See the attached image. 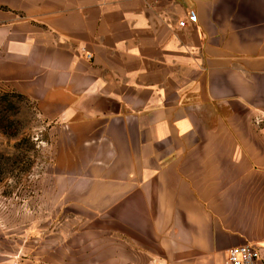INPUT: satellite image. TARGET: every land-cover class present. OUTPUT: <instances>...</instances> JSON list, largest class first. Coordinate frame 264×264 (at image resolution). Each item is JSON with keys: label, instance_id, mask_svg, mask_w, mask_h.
Masks as SVG:
<instances>
[{"label": "crops", "instance_id": "obj_1", "mask_svg": "<svg viewBox=\"0 0 264 264\" xmlns=\"http://www.w3.org/2000/svg\"><path fill=\"white\" fill-rule=\"evenodd\" d=\"M12 90L44 187L108 217V264H229L244 244L264 264V0H0ZM22 233L9 264L31 260Z\"/></svg>", "mask_w": 264, "mask_h": 264}, {"label": "rangeland", "instance_id": "obj_2", "mask_svg": "<svg viewBox=\"0 0 264 264\" xmlns=\"http://www.w3.org/2000/svg\"><path fill=\"white\" fill-rule=\"evenodd\" d=\"M40 126L27 99L0 92L1 264L14 252L8 233L24 228L32 240L29 264H108V217L74 208L43 185L49 154Z\"/></svg>", "mask_w": 264, "mask_h": 264}, {"label": "built area", "instance_id": "obj_3", "mask_svg": "<svg viewBox=\"0 0 264 264\" xmlns=\"http://www.w3.org/2000/svg\"><path fill=\"white\" fill-rule=\"evenodd\" d=\"M198 21L197 14L194 10H189L187 19L179 21L180 26H185L187 22L196 23ZM91 57V55H89ZM259 257V250L253 244H244L229 249L227 260L229 264H252Z\"/></svg>", "mask_w": 264, "mask_h": 264}, {"label": "trees", "instance_id": "obj_4", "mask_svg": "<svg viewBox=\"0 0 264 264\" xmlns=\"http://www.w3.org/2000/svg\"><path fill=\"white\" fill-rule=\"evenodd\" d=\"M0 92H8V94L10 93V95H12V96H17V97L25 98L26 99V97L24 95H22L21 93H18L16 91H14V90H12V91H0Z\"/></svg>", "mask_w": 264, "mask_h": 264}]
</instances>
